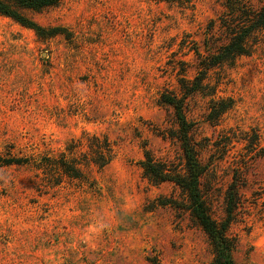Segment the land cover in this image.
Wrapping results in <instances>:
<instances>
[{
    "label": "rangeland",
    "instance_id": "rangeland-1",
    "mask_svg": "<svg viewBox=\"0 0 264 264\" xmlns=\"http://www.w3.org/2000/svg\"><path fill=\"white\" fill-rule=\"evenodd\" d=\"M225 4L61 0L29 13L65 28L46 39L0 15V153L33 163L0 166V264H212L184 193L150 182L139 161L144 146L180 163L172 108L160 94H180L179 78L194 77V50ZM205 82L186 99L206 166L202 193L227 224L233 264H264V37ZM213 106L224 109L216 116ZM103 137L110 163L81 166ZM63 154L80 162L84 180L41 162Z\"/></svg>",
    "mask_w": 264,
    "mask_h": 264
},
{
    "label": "trees",
    "instance_id": "trees-1",
    "mask_svg": "<svg viewBox=\"0 0 264 264\" xmlns=\"http://www.w3.org/2000/svg\"><path fill=\"white\" fill-rule=\"evenodd\" d=\"M61 0H0V15L8 17L18 24L32 29L40 39H46L58 33H65L59 26L44 27L35 21L30 12H40ZM207 36L203 39V50H194L195 75L192 79L184 76L178 80L180 94L163 91L160 94L162 103L172 108L176 123V135L181 149L180 163L155 159L152 152L142 149L143 159L139 161L143 175L152 183L171 181L177 185L185 196V209L195 218L208 237L213 252L212 264H233L231 258L232 241L227 237L225 221L214 219L207 207L201 189V179L206 171L197 144L193 138V122L187 118L186 99L196 92L208 88V72L225 63H232L237 57L249 55L264 37V0L254 7L243 0H226L222 13L211 19L206 27ZM67 33V32H66ZM184 63V62H183ZM211 103L223 101L211 100ZM224 108L212 107L211 113L218 116ZM92 140L98 141L96 136ZM105 146L90 147L82 153L83 160L75 162L74 158L63 154L59 160L42 158L44 162H56L60 174L72 179H85L84 170L77 167L96 166L103 168L113 158L112 147L106 137L101 139ZM70 152V150H67ZM33 164L32 160L22 157L5 156L0 153V166L9 164ZM35 163L33 166H37ZM79 165V164H78ZM46 167V166H45ZM43 166V169L45 168ZM58 184L59 182H55Z\"/></svg>",
    "mask_w": 264,
    "mask_h": 264
}]
</instances>
